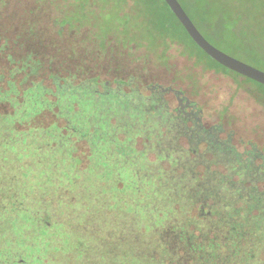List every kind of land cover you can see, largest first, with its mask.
Wrapping results in <instances>:
<instances>
[{
  "label": "rangeland",
  "instance_id": "rangeland-1",
  "mask_svg": "<svg viewBox=\"0 0 264 264\" xmlns=\"http://www.w3.org/2000/svg\"><path fill=\"white\" fill-rule=\"evenodd\" d=\"M142 1L145 8L139 0H135V5L131 1L126 6L127 14L120 17L116 5L106 8L104 0H6L9 6L4 10H18L15 13L18 28H13L8 36L18 37L21 53L39 49L34 44L37 40L41 49L44 38L53 39L52 33L41 32L52 18L62 13L61 8L66 14L63 20L70 24L65 27L70 35L63 42L65 49H69L68 40L73 38L77 53L82 52L84 57L96 55L93 39L99 38L100 63L99 68L95 66L96 71L77 70L70 62L66 68L70 72L76 69L81 78L97 74L109 82L111 90L88 84L75 88L70 83L55 107H50L51 114L63 119L49 129L26 124L32 113L23 107L10 115L2 113L0 107V264H198V259L204 264H264L262 240L255 250L249 249L247 235L228 236L226 247H222L221 253L216 252L221 257L216 262L209 250L199 248L204 243L177 242L176 231L167 225L172 223L170 217L161 227L154 228L143 213L142 217L136 214L139 193L134 188L139 182L182 180L188 184L194 174L202 175L200 171L206 166L213 169V176L202 180L233 183L220 195L233 202L229 205L232 207L238 203L232 199L238 182L229 170L233 160L228 158H234L233 154L246 157L245 151H254L262 159L254 158L243 164L242 180L259 183L255 181V187L245 182L246 191L241 192L245 197L260 196L264 202V110L243 90H237L228 77L195 64L184 55L180 44L170 42L154 53L148 31H153L151 24L158 23L160 18L169 22L188 45L191 42L161 0ZM178 1L213 47L264 72V0ZM0 8L3 12V4ZM147 9L157 19L152 15L147 17L153 20L143 18ZM29 10H34V15H25ZM34 19L38 33L29 36L25 29ZM3 23L4 18L0 17V26ZM123 24L144 29L147 39L140 36L135 39L145 46L122 39L116 25ZM87 25L91 26L93 36L86 30L80 31V27ZM4 44L0 41L3 73L7 65ZM163 50H167L166 63L163 57L156 56ZM203 60L209 62L205 56ZM99 92L102 94L96 95ZM176 92L203 106L200 115L190 112L189 118H196L192 126L199 119L207 130L217 124L224 130L212 145L201 144L202 154L195 157L187 155L195 142L189 145L183 137L193 127L183 125L184 114L178 109ZM229 98L231 106L220 118L218 110ZM33 100L35 104L47 101L41 97ZM64 121L90 131L91 135L77 143L78 134L71 137L70 132L63 130ZM70 137L71 150L67 151L65 140ZM226 139L235 144L232 146L235 153L222 149L213 154L212 148L223 145ZM240 142L246 146L241 147ZM115 146H122L123 156L110 152ZM76 160L79 167L74 164ZM120 180L126 188L120 187ZM250 188H254L252 193ZM150 200L146 199L148 203ZM218 204L217 201L215 205ZM258 213L260 221H264V210L258 209ZM185 227L188 236L197 235L190 225ZM202 231L206 243L208 236L220 238L221 234L228 235L229 230L224 228L219 233L206 224ZM245 253L249 256L245 257L247 261L242 259ZM233 259L241 263H233Z\"/></svg>",
  "mask_w": 264,
  "mask_h": 264
},
{
  "label": "trees",
  "instance_id": "trees-1",
  "mask_svg": "<svg viewBox=\"0 0 264 264\" xmlns=\"http://www.w3.org/2000/svg\"><path fill=\"white\" fill-rule=\"evenodd\" d=\"M0 1V4H3V12H1L0 8V17L4 18V23L0 26V41L6 43L4 44V58L7 63V65L4 67L5 73L0 71V107L3 111L2 113L10 115L13 112L17 111L19 108L23 107L28 112L32 113L29 120L25 121L26 124L31 123L32 126L30 127L33 128L49 129L51 125L58 124V122L63 119L56 117L55 114H51L52 108L50 107H55V104L59 102V99L62 96L63 90L66 88L69 89L68 85L70 83H74L75 88L77 86L88 84L92 87H95L96 89L100 88L101 86L103 90H111V88L108 87L109 82L101 80L100 76L97 74H90L82 78L78 77L80 75L79 71H77L79 70V68H89L91 70H95V66H99L100 55L98 53V50L100 48V39H93V42L95 43L94 50L96 52V55L84 57L80 54L82 52L77 53V51L75 50L76 46L72 41L73 38H69V40L67 39L68 41H70L69 49H65L63 47V42L66 40V37L70 36L69 34H67V30L65 27L67 26V24H70L69 22L63 20V17H65L66 14H63L64 11L62 8L60 10L62 11V13L59 12V16L52 18L51 22H49L46 28H44V31L41 32L45 35H47L48 33H52L54 35L53 39L49 37L44 38L46 39V41L44 42V39L42 40L43 45L41 49V45L36 39L37 42L35 41L36 43L34 44L39 46L40 51L39 49L35 48V50H26L22 51L21 53L22 46L18 41V37L8 36L13 28H18L17 24L19 18H16L15 15L16 12L18 13V10H4L9 5L5 3L6 0ZM88 1L90 2L91 0ZM131 1H133V5H135V0H104V3L106 5V8H108L111 4L116 5L118 16L124 17L127 14V12H125L126 6ZM161 1L168 9L171 17L177 22V25L180 27L185 37L191 42V45H188L186 41L182 40L177 35V33L173 31L172 25L169 22L164 21L160 18L158 23L154 22L153 24H151L153 31H148L150 33L148 35V41L151 44L154 53L158 47L165 49L166 45H168L170 42L180 44L183 49L182 52L184 53V55L193 59L195 64L200 66L202 69H209L215 72L217 71L219 73H222L224 76L228 77L231 80L237 90H243L261 109L264 110V86L224 68L223 66L212 60L209 56H207L191 40V38L185 32V30L175 18L165 2L163 0ZM139 2H141L143 8H145V2H143L142 0H139ZM65 8L66 6L64 7V10ZM34 13V10H29L25 13V15L31 16L34 15ZM18 15H20V13ZM142 15L143 18L147 17L148 15H152V17H155L153 12L151 13L148 9ZM155 18L157 19V17ZM147 19L153 20L151 17H147ZM87 26L85 28L80 27V31L86 30V32L93 36V33L89 29V27L91 26ZM116 26L117 32H119L122 39H126L125 41L134 40L139 44V41L135 39L137 36H140L143 39H147L144 34V29H142L141 27H132L127 24H123V26L121 27L118 25ZM35 28H37V21H29L25 31L29 33V36H33L35 33H38ZM132 28H134V30ZM75 29H77V26L76 28H74V30ZM64 32L65 34H63ZM75 43L78 44L77 42ZM138 46L145 45L140 43ZM156 56L161 58L163 57L165 59V63L168 60L167 50H163V53L157 54ZM203 56L207 57L209 62L204 61ZM68 62L73 64L77 70L75 69L73 72H70L66 68V64ZM1 68L3 67L0 65V69ZM116 89L117 87L113 88V90ZM74 90L78 91L76 89ZM36 91H39V93H36ZM100 94H102V92H99L96 95ZM36 97L45 98L48 102H41V105L35 104V100L33 99ZM182 101L184 102L185 99H183ZM42 103H45L46 106ZM231 103V99L229 98L221 104L220 109L218 110L220 118H223V115L227 113V110L230 108ZM184 104L186 105V103ZM36 105L40 106L36 108ZM185 105H183V108L181 109L185 110ZM192 105H194V108L192 110L200 115V110L203 108V106L198 104ZM177 106L179 109L180 105ZM164 108L166 111L169 110L168 106H165ZM48 115L49 118L47 119L46 116ZM197 120V124L192 126V121L196 122V118L182 119L184 126H189L191 124L190 126L193 127L191 133L188 134V136L183 137L187 140L189 145H192L193 141L195 142V146H191V148L187 152V155L192 157L202 154V152H199L201 144H204V142H206L212 145L213 143H215L214 141L216 139H219L218 135L223 134L224 132L222 125L220 124L214 125L212 130H207L201 125V123L199 122L200 120ZM62 128L64 131L70 132L69 134L71 137L72 134H78V136L75 138V141L77 143L80 140L86 139L87 136L91 135L90 131L77 128V126L73 124H71L70 126V124H68L67 122H65V125ZM71 137L65 140L66 145L64 148L67 151L71 150L68 144L70 142L69 140L72 139ZM233 145L235 144L232 143L231 139H226L223 145L214 146L212 148V152L214 154L217 151L223 149V151L235 153V150L232 148ZM239 145L241 147L246 146L242 145V142H240ZM120 147L122 146H115L114 149H110V152H113L114 154H117L119 156H123L124 154L120 151ZM117 148L118 150H115ZM241 155L235 156L233 154L231 156L234 158H228L229 160H233L229 170L231 171L232 176L234 175L236 181L238 182V187L236 191H234L235 195H233L234 197L232 198L234 200H237L238 203L234 204L232 207H230L229 205H231L233 202H228V199H224L222 196L220 197V195L226 187V190L228 191V187L232 186L233 183H230L228 180H202L205 178L207 179V177L213 176V169L210 166H206L205 168L203 166V171H200L203 174H194L193 179L189 180L188 184H183L181 182L182 180H147V182H139L138 185L134 188L135 193L140 194H138V201L135 205L136 214L142 217L141 214L143 213L147 218L146 219L144 217L143 219H146L150 224L153 225L154 228L161 227L163 223L167 221V218L170 217V219H172V223L167 222V225L173 226L172 228H174V230L176 231L175 240L177 242H186L188 244L191 241H198L199 243H204V245L199 246V248L209 250L212 254L213 260H215L216 262L221 261V257L217 255L216 252L221 253L222 247L225 248L226 243H228L229 241L228 238L239 237L237 236V234L239 233L247 235L245 241L248 243L249 249L252 248L257 250L258 243H260L261 240L264 242V221H260L262 217L259 216V213L256 215V212L258 209L264 210V202L262 197L260 196L247 194L245 197L244 192L241 191H246L247 185H245L244 187V184H246L245 182L249 181L242 180V176L244 174L243 164L250 163V161L254 158L256 160L257 158L261 157L254 151H245L244 155H246V157H243ZM74 164L79 167V160H76ZM202 164L203 163H201L200 166ZM174 181L177 182L176 185L173 184L175 183ZM255 181L259 183V180H250L248 183H250L251 185L254 184ZM119 183L121 188H126V185L122 180H120ZM254 186L257 187V184H254ZM254 188H250L249 191L252 193V190ZM150 198L151 200L148 203L146 199ZM217 201L220 202V204L215 205ZM174 214H176L177 216L174 217ZM206 224L209 227L213 226L214 228H216V231L218 230L217 232L219 233H222V229L226 228L229 230L228 235L221 234L220 238L216 239H214L212 235H210L207 237L209 239H207V242L205 243V238H203V235H205V233L203 234L202 226ZM187 225H190L195 230V232L197 233L196 236H188V231L185 227ZM197 228H199L200 230L197 231ZM222 239L224 241H221ZM224 250L226 252V249ZM245 254L246 255H244L242 259L247 261L245 257L247 256L249 258V256L247 253ZM261 255H264V253ZM259 257L262 258L260 255ZM198 260V264L206 263L203 260ZM232 262L241 263L236 262L234 259L232 260Z\"/></svg>",
  "mask_w": 264,
  "mask_h": 264
},
{
  "label": "water",
  "instance_id": "water-1",
  "mask_svg": "<svg viewBox=\"0 0 264 264\" xmlns=\"http://www.w3.org/2000/svg\"><path fill=\"white\" fill-rule=\"evenodd\" d=\"M191 40L212 60L224 68L264 86V72L244 64L213 47L197 30L177 0H163Z\"/></svg>",
  "mask_w": 264,
  "mask_h": 264
},
{
  "label": "flooded vegetation",
  "instance_id": "flooded-vegetation-1",
  "mask_svg": "<svg viewBox=\"0 0 264 264\" xmlns=\"http://www.w3.org/2000/svg\"><path fill=\"white\" fill-rule=\"evenodd\" d=\"M178 1V0H177ZM179 2V1H178ZM182 7V6H181ZM187 14V13H186ZM189 17V16H188ZM192 21V20H191ZM196 27V26H195ZM168 91H171L172 92V90L170 89V90H168ZM176 94H179L178 92H176ZM183 98V96H181V93L178 95V96H176V100H177V105H180V108H179V110L181 109V108H183L182 106L183 105H185L184 103H186V108H185V110H183V109H181L182 110V112H183V114H184V118H189V115H191L190 114V112H192V111H194V110H192L193 108H194V105H192L193 103L192 102H189V101H187L185 98H183V99H185V101L183 102L182 99ZM182 99V100H181ZM189 119H191V118H189Z\"/></svg>",
  "mask_w": 264,
  "mask_h": 264
}]
</instances>
